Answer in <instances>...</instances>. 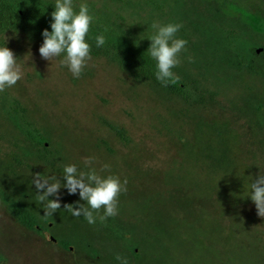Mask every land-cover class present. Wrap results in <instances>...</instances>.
I'll return each instance as SVG.
<instances>
[{
  "label": "rangeland",
  "instance_id": "374dc122",
  "mask_svg": "<svg viewBox=\"0 0 264 264\" xmlns=\"http://www.w3.org/2000/svg\"><path fill=\"white\" fill-rule=\"evenodd\" d=\"M8 1L35 26L27 35L0 37V47L15 53L23 71L16 85L0 92V264H121L117 255L128 264H264V218L255 204L223 214L215 199L189 197L163 181L192 146L198 119L234 130L250 176L264 174V80L234 68L223 49L205 40L183 11L188 0H74L77 12L86 3L94 17L87 41L96 45V36L105 37L100 55L91 56L80 78L61 63L64 54L50 62L39 53L42 32L51 31L52 23L39 5L53 7L55 0ZM206 1L252 33L264 32V0ZM153 23L182 25L177 37L187 44L172 71L189 83L185 100L136 80L117 63L126 54L157 70L147 53ZM108 124L121 128L125 139ZM42 145L47 162L38 158ZM66 165L126 178L118 214L102 221L101 208L89 224L64 209L86 203L79 192L61 188V209L44 216L32 175L65 183ZM12 201L35 215L39 232L14 220L7 208ZM59 240L70 242L69 248Z\"/></svg>",
  "mask_w": 264,
  "mask_h": 264
},
{
  "label": "trees",
  "instance_id": "16d2710c",
  "mask_svg": "<svg viewBox=\"0 0 264 264\" xmlns=\"http://www.w3.org/2000/svg\"><path fill=\"white\" fill-rule=\"evenodd\" d=\"M39 6L45 16L55 10L54 6ZM183 11L205 40L229 55L228 60L234 68L260 75L264 80V32L252 33L242 20L228 17L215 3L206 0H188ZM33 25L18 5L8 0L0 1V37L7 33L27 35ZM35 30L38 28L35 27ZM87 42L91 45V56H99L101 48L91 41ZM257 49L261 51L257 53ZM117 63L130 71L136 80L146 81L156 90L169 92L185 100L189 84L187 81L176 79L174 83L164 86L156 79V71L126 54ZM15 109L20 113L25 112L18 106ZM108 127L121 140L125 139L121 128L111 124ZM193 130L192 146L185 147L180 165L163 176L164 184L181 189L189 197L207 201L215 199L223 214H228L237 206L254 204L249 197L254 179L239 157V138L236 132L218 121L208 123L203 119L195 122ZM42 148L44 154L38 158L47 162L48 150L45 145ZM190 167L195 168V173L184 174ZM7 208L18 224L28 230L40 231L35 215L24 204L12 201L7 204ZM58 245L68 249L70 242L59 240Z\"/></svg>",
  "mask_w": 264,
  "mask_h": 264
},
{
  "label": "clouds",
  "instance_id": "9594fccd",
  "mask_svg": "<svg viewBox=\"0 0 264 264\" xmlns=\"http://www.w3.org/2000/svg\"><path fill=\"white\" fill-rule=\"evenodd\" d=\"M55 10L51 13V31L42 32L43 44L39 48L41 58L52 61L64 54L61 61L66 65L75 78H80L88 61L91 60V45L87 42V35L93 22L86 3L79 5V11L74 9V0H55ZM155 34L149 39L151 44L147 53L156 61V79L164 86L174 83L177 77L172 69L180 64V53L185 49L187 41L178 38L177 33L182 27L178 23L160 25L153 23L151 26ZM97 47L105 44V37H95ZM191 59V58H190ZM23 78V71L15 53L7 46L0 47V92L17 84ZM110 169V165H104ZM63 180L45 177L41 173L32 175V184L35 185L37 201L43 205L44 216H53L61 209L60 189L66 188L69 194L79 192L80 199L86 203L77 205L66 204L64 209L73 216H83L89 224L96 222V215L100 209L104 214L100 220L114 217L118 214L119 196L127 192V179L123 182L119 176L108 175L106 178L99 175L95 169L89 172L78 171L75 165H66L63 168ZM249 195L255 204L257 215L264 218V174L255 178L250 185ZM56 197L49 199V197ZM116 259L121 264H128L126 258L120 255Z\"/></svg>",
  "mask_w": 264,
  "mask_h": 264
},
{
  "label": "water",
  "instance_id": "95a60500",
  "mask_svg": "<svg viewBox=\"0 0 264 264\" xmlns=\"http://www.w3.org/2000/svg\"><path fill=\"white\" fill-rule=\"evenodd\" d=\"M261 51V49H257L256 52L259 53Z\"/></svg>",
  "mask_w": 264,
  "mask_h": 264
}]
</instances>
